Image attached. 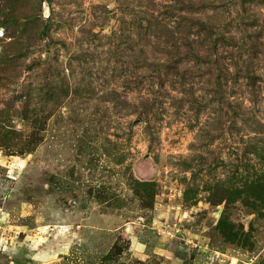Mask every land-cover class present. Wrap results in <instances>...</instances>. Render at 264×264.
<instances>
[{
  "label": "rangeland",
  "instance_id": "374dc122",
  "mask_svg": "<svg viewBox=\"0 0 264 264\" xmlns=\"http://www.w3.org/2000/svg\"><path fill=\"white\" fill-rule=\"evenodd\" d=\"M210 257L264 264V0H0V264Z\"/></svg>",
  "mask_w": 264,
  "mask_h": 264
},
{
  "label": "built area",
  "instance_id": "2783aa9c",
  "mask_svg": "<svg viewBox=\"0 0 264 264\" xmlns=\"http://www.w3.org/2000/svg\"><path fill=\"white\" fill-rule=\"evenodd\" d=\"M219 253V252H218ZM217 252H215L214 254L216 255V256H218L219 254H218ZM216 260V258H214V257H210V259L208 260V262H207V264H219L218 262H216L215 261Z\"/></svg>",
  "mask_w": 264,
  "mask_h": 264
},
{
  "label": "water",
  "instance_id": "95a60500",
  "mask_svg": "<svg viewBox=\"0 0 264 264\" xmlns=\"http://www.w3.org/2000/svg\"><path fill=\"white\" fill-rule=\"evenodd\" d=\"M178 248H179L180 250H188L187 247H185V246H183V245H181V244L178 246Z\"/></svg>",
  "mask_w": 264,
  "mask_h": 264
}]
</instances>
